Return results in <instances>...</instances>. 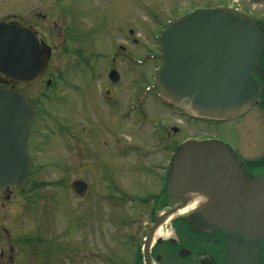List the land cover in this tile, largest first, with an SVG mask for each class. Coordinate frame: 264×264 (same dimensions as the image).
<instances>
[{"label": "rangeland", "instance_id": "rangeland-1", "mask_svg": "<svg viewBox=\"0 0 264 264\" xmlns=\"http://www.w3.org/2000/svg\"><path fill=\"white\" fill-rule=\"evenodd\" d=\"M187 1L63 0L62 7L69 8L70 19L86 18V23L97 30L87 36V42L100 52L111 53L115 28L124 24L125 40L118 42L127 47V52L119 62L120 79L116 85L107 77L109 61L94 60L90 66L98 67L93 72L75 67V58L70 56L53 57L44 79L24 89L37 106L27 149L34 168L23 187L0 192V229L4 225L14 233L16 229L30 235L42 233L43 264H120L123 255H130L129 248L120 242L119 230L121 213L133 212L127 201L133 202L136 196L142 202L144 198L150 200V195L162 188L165 172L149 167L166 166L170 159L159 136L177 127L179 133L172 137L179 142L189 137L203 142L218 136L226 138L224 129L194 125L172 114L150 89L154 70L160 66L156 37L168 21L188 13ZM195 1L201 4L217 0ZM59 25L66 29L69 23L59 21ZM133 38L136 44L129 45ZM54 41L60 51V40ZM69 45L72 44L67 41ZM129 52L136 56L135 60L129 59ZM47 78L51 83L45 86ZM108 87L113 92L109 107L105 93ZM123 102L126 114L120 120L117 112ZM246 126L242 125L243 132L250 137L253 126H248L250 130ZM110 132L114 133L109 135ZM118 138L138 149L118 153ZM228 141L232 143L230 138ZM244 142L253 147L251 141ZM104 174L112 176L117 185ZM75 180L87 184L82 197L70 188ZM33 255L32 259L36 253ZM26 261L35 264L34 260Z\"/></svg>", "mask_w": 264, "mask_h": 264}, {"label": "water", "instance_id": "water-1", "mask_svg": "<svg viewBox=\"0 0 264 264\" xmlns=\"http://www.w3.org/2000/svg\"><path fill=\"white\" fill-rule=\"evenodd\" d=\"M156 39L161 63L153 80L158 95L185 115L229 118L247 110L260 94L252 74H261L263 39L248 15L223 7L195 9L168 22ZM47 63L34 36L29 39L17 23H0L1 76L34 84ZM35 112L21 89L0 83V192L19 188L29 178L27 139ZM70 188L83 196L87 184L75 180ZM167 189L209 198L205 213L212 222L264 234V176L245 182L220 143L186 141L174 159Z\"/></svg>", "mask_w": 264, "mask_h": 264}, {"label": "flooded vegetation", "instance_id": "flooded-vegetation-1", "mask_svg": "<svg viewBox=\"0 0 264 264\" xmlns=\"http://www.w3.org/2000/svg\"><path fill=\"white\" fill-rule=\"evenodd\" d=\"M187 2L190 5L187 12L196 8L223 7L244 13L256 22L262 34L263 47L258 58V67L261 74L253 73L252 77L261 86V92L247 110L229 118L210 120L183 114L174 109L171 104L158 98L154 86H151L150 89L154 90L158 102L170 108L172 114H176L179 118H185L198 126L210 124L224 129L222 131L227 135L226 138H220L217 135L218 137L215 138L214 142L222 144L227 149L235 167L242 174L243 180L249 183L258 177L264 176V0H217L213 3L204 1L201 4L195 0ZM62 3L63 0H0V23H17L22 33L24 31L27 33L29 39L34 36L38 46L43 48L44 55L48 59L47 67L36 83L30 85L19 84L12 78H4L0 75L1 84L25 92L24 89L33 87L44 79L49 72L50 61L53 57L65 59L70 56L75 58V67L91 69V71L98 67L92 68V65L90 66L94 60L109 61L108 80L112 85L118 83L120 79L119 62L123 57L125 58L127 52V47L118 42L125 40V36L122 35L124 24H118L115 28V36L110 43L111 53L100 52L92 45L89 46L87 42V36L97 30L86 23V18L81 21L70 19L69 8H63ZM71 17H73V14ZM59 21L69 23L68 27L66 29L62 28ZM129 33L132 34L131 29H129ZM55 38L60 40L57 43L60 44V51L55 45ZM67 41L71 42V47L70 45L66 46ZM131 42L129 45L136 44L137 41L133 38ZM127 56L131 60L136 59V56L131 55L130 52L127 53ZM61 70L62 68H60ZM109 74L112 75L109 76ZM111 77L115 80L112 81ZM47 79L45 86L51 83V79ZM105 93L109 107L113 92L108 87ZM28 97L30 96L28 95ZM135 105L134 103L132 106ZM132 106L129 109H135ZM124 109L125 102L117 112L120 120L125 119L126 112ZM243 124L247 125V129L248 126H253L250 137H246L243 132ZM232 125H235V127ZM222 126L231 127L222 128ZM178 130L177 127H171L170 133L167 131L158 139L162 145L164 143L163 148L165 151L170 153L168 164L166 166L161 164L149 166L150 168L162 169L165 172L164 179L162 178L161 190L154 195H150L152 197L150 200L144 198L146 199L144 202L139 196L135 197L136 200L133 197V202L132 200L127 201L132 206L133 212L129 214L121 213L120 242L124 247L129 248L130 255L129 257L123 255L120 264H264V234L253 232L245 234L238 229L212 222L206 217L205 213L207 205L211 203L209 198L204 197L199 201L198 193L184 190L174 192L167 189L172 178L174 159L183 144L189 140L203 142L202 139H197V137H189L182 142L176 141L172 136L179 133ZM111 133L114 132H110L109 135ZM228 138L232 140V143L228 141ZM247 140L251 141L253 147L250 148L244 142H247ZM116 142L120 147L118 153L138 149L136 145L125 144L119 138L116 139ZM112 147H114L113 144ZM28 148L29 142H27ZM33 168L34 162L31 165V173ZM142 170L145 169L142 168ZM104 175L109 178V182L117 185L112 176ZM4 191L13 190L6 189ZM121 197L120 201H122ZM148 202H151V204L148 205ZM143 208L145 211H143ZM138 209L140 211H136ZM11 230L12 228L9 230L4 225L0 229V264H27L25 259H29L31 263L34 260L35 264H43L45 254L43 234L30 235L25 230L16 229L15 233ZM125 251L126 249H123L122 254ZM34 253H36V257L32 259ZM21 260H23V263Z\"/></svg>", "mask_w": 264, "mask_h": 264}, {"label": "bare ground", "instance_id": "bare-ground-1", "mask_svg": "<svg viewBox=\"0 0 264 264\" xmlns=\"http://www.w3.org/2000/svg\"><path fill=\"white\" fill-rule=\"evenodd\" d=\"M203 198H204L203 195H199V198H198V199H199V201H200V200H202Z\"/></svg>", "mask_w": 264, "mask_h": 264}]
</instances>
